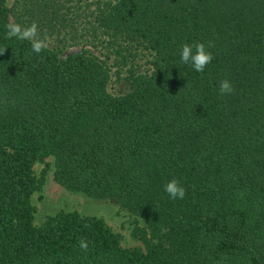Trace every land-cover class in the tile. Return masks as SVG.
<instances>
[{
	"label": "trees",
	"instance_id": "1",
	"mask_svg": "<svg viewBox=\"0 0 264 264\" xmlns=\"http://www.w3.org/2000/svg\"><path fill=\"white\" fill-rule=\"evenodd\" d=\"M68 1L32 0L26 15L53 27ZM8 22L0 0V264H264V0L98 6L91 26L108 45L152 57L149 72L130 66L119 95L103 61L37 55L29 41L5 38ZM198 41L214 44L203 73L180 58ZM222 79L233 94H219ZM49 156L64 188L139 218L143 248L123 247L102 218L76 211L35 225L31 195L43 178L33 165ZM174 178L182 200L164 191Z\"/></svg>",
	"mask_w": 264,
	"mask_h": 264
},
{
	"label": "rangeland",
	"instance_id": "2",
	"mask_svg": "<svg viewBox=\"0 0 264 264\" xmlns=\"http://www.w3.org/2000/svg\"><path fill=\"white\" fill-rule=\"evenodd\" d=\"M32 0H6L9 9V21L25 24L24 20L37 19L41 31L47 30L53 37L49 47L58 58L64 59L68 55L86 52L103 61L109 70L108 90L114 95L123 94L129 89V72L131 65H139L134 73L151 69V54L147 51L132 57L129 48L117 40L107 44L108 37L99 34L91 26V18L97 13L98 6L109 0H69L66 16L62 21L47 26V20L34 14L26 15V7ZM64 20V21H63ZM53 158L51 156L33 165L36 178H43L40 189L31 195L34 207L33 222L40 225L46 216L59 211H76L81 215H93L102 218L116 233L121 235V245L126 248H143L142 240L136 236V229L143 226L139 218L132 215L114 200L93 199L82 192H74L64 188L54 178Z\"/></svg>",
	"mask_w": 264,
	"mask_h": 264
},
{
	"label": "clouds",
	"instance_id": "3",
	"mask_svg": "<svg viewBox=\"0 0 264 264\" xmlns=\"http://www.w3.org/2000/svg\"><path fill=\"white\" fill-rule=\"evenodd\" d=\"M6 39H17L19 41H29L31 49L37 55L48 49L53 43L47 30L41 31L40 26L36 22L31 24H20L9 21L6 25ZM214 47L212 42L207 45L204 42H194L192 44L185 43L180 51L181 62L189 65L193 70L203 73L206 67L212 63L214 56L209 50ZM7 48L0 49V55L4 54ZM187 87V86H186ZM235 91L233 84L229 79H222L219 82V94L221 96L231 95ZM164 191L172 200L184 199L187 193L186 188L179 179H171L164 185ZM79 247L82 251L87 252L89 242L86 238L79 240Z\"/></svg>",
	"mask_w": 264,
	"mask_h": 264
}]
</instances>
